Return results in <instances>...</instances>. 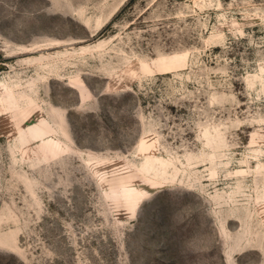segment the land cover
<instances>
[{
  "label": "rangeland",
  "instance_id": "374dc122",
  "mask_svg": "<svg viewBox=\"0 0 264 264\" xmlns=\"http://www.w3.org/2000/svg\"><path fill=\"white\" fill-rule=\"evenodd\" d=\"M0 264H264V0H0Z\"/></svg>",
  "mask_w": 264,
  "mask_h": 264
},
{
  "label": "bare ground",
  "instance_id": "6f19581e",
  "mask_svg": "<svg viewBox=\"0 0 264 264\" xmlns=\"http://www.w3.org/2000/svg\"><path fill=\"white\" fill-rule=\"evenodd\" d=\"M117 8H118V7H117ZM117 8H115L112 12H110L109 15H110V16L113 15V14L116 12V9H117ZM109 15L107 16V18L109 17ZM107 18H106V19H107ZM108 19H109V18H108ZM108 19H107V20H108ZM103 25H104V21L102 20V21H100V22L98 23V28L100 29ZM141 148L144 149L145 151H147V153L150 155V157H151V159H152L153 162L156 161V158L151 154L152 147H151V145H150V143H149L148 141H143V143H142V145H141ZM164 165H165V167L167 168V167L169 166V163L166 162V163H164ZM141 172H143L144 175H146L144 168L141 169ZM167 174H168V172H167V170H166L165 173H164V175L167 176ZM260 210H261V208H260ZM262 210H263V209H262ZM262 216H263V215H262Z\"/></svg>",
  "mask_w": 264,
  "mask_h": 264
}]
</instances>
